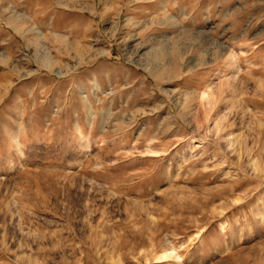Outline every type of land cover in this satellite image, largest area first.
I'll use <instances>...</instances> for the list:
<instances>
[{
  "label": "rangeland",
  "instance_id": "obj_1",
  "mask_svg": "<svg viewBox=\"0 0 264 264\" xmlns=\"http://www.w3.org/2000/svg\"><path fill=\"white\" fill-rule=\"evenodd\" d=\"M0 264H264V0H0Z\"/></svg>",
  "mask_w": 264,
  "mask_h": 264
},
{
  "label": "bare ground",
  "instance_id": "obj_2",
  "mask_svg": "<svg viewBox=\"0 0 264 264\" xmlns=\"http://www.w3.org/2000/svg\"><path fill=\"white\" fill-rule=\"evenodd\" d=\"M163 15V14H162ZM163 20V19H162ZM85 33V32H84ZM177 53V52H176ZM178 54V53H177ZM164 68V67H163ZM168 70V69H167ZM155 78L158 79H162L164 80V78L166 77V73L164 72V70H157L155 73H153ZM171 75V74H170ZM172 77V76H171ZM169 80V79H168ZM167 81V80H166Z\"/></svg>",
  "mask_w": 264,
  "mask_h": 264
}]
</instances>
